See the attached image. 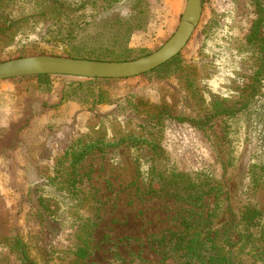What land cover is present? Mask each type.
Masks as SVG:
<instances>
[{
  "label": "rangeland",
  "instance_id": "obj_1",
  "mask_svg": "<svg viewBox=\"0 0 264 264\" xmlns=\"http://www.w3.org/2000/svg\"><path fill=\"white\" fill-rule=\"evenodd\" d=\"M37 1L2 0L0 62L85 56L87 33L71 50L43 39L45 22L26 19ZM175 1L145 0L148 19L127 47L158 50L184 10L186 0ZM255 17L249 0H204L200 22L179 53L184 69L173 84L148 86L142 75L97 80L111 94L110 102L97 106L84 100L59 104L66 84L88 79L50 76L48 92L33 78L7 80L18 100L9 121L2 116L0 123V264L20 263L16 236L25 238L37 264H73L69 242L80 225L92 222L97 225L90 230L86 264H177L151 243L175 239L199 223L212 237L229 229L231 241L251 231L264 247V59L246 43ZM173 85L183 89L185 107L172 96ZM212 97L247 106L202 126L172 118L200 116ZM139 99L150 107L139 105L130 122L126 115ZM160 103L167 106L160 124H146L143 109L156 114L154 104ZM118 106L125 115L116 112ZM141 124L156 148L121 141L128 131L140 133L135 125ZM84 136L118 143L90 151L76 165L72 187L55 167L70 143ZM249 212L257 213L258 232L250 227L253 221L243 220Z\"/></svg>",
  "mask_w": 264,
  "mask_h": 264
},
{
  "label": "trees",
  "instance_id": "obj_2",
  "mask_svg": "<svg viewBox=\"0 0 264 264\" xmlns=\"http://www.w3.org/2000/svg\"><path fill=\"white\" fill-rule=\"evenodd\" d=\"M144 1L39 0L35 3V13L26 17V19L41 18L45 22L43 39L48 44L60 45L64 49L70 48L71 50L76 41H81L83 33H87L90 43L88 47L85 46L86 48L82 50L85 56L80 57V59L104 62L133 61L152 53L145 49H130L127 47L134 32L142 30L144 23L148 19ZM249 1L251 6L253 4L254 10H256V17L251 24L246 43L264 59V35L261 33L264 27V5L261 0ZM1 3L2 0H0V9ZM91 28H95L94 34H88L87 31ZM68 56L70 58H79L70 54ZM184 66L185 63L182 56L177 55L141 77L146 80L148 86L173 84L184 69ZM28 78L36 79L38 85L44 88H48L51 83L50 76ZM106 81L113 82L115 80ZM97 84V80L69 82L60 93L59 104L66 101L81 102L84 100V102H90L92 106H97L110 102V88L108 86L99 87ZM48 91H50L49 88L45 92ZM183 92L181 87L172 86V96L181 101V105L185 107L186 101H184ZM138 102L136 106L131 104L132 109L126 115L130 122L138 114L139 105L140 107H150L143 103L141 99ZM154 105L156 114L150 113L147 109L142 111L146 117L144 120L146 124H160L161 113L167 107L163 103ZM246 106V103L238 106L237 102L226 97H212L209 109L204 113H200V116L189 118L178 114L172 118L178 121L191 120L196 125L202 126L217 116H234ZM116 112L119 115L126 114L123 106H118ZM135 126L140 128V133L136 134L133 131H128L123 135L121 141L143 143L156 148L154 139L146 137L148 134L147 128L143 124ZM117 143L118 141L113 140V138L112 140L95 139L90 136L73 140L58 159L55 167L56 174L68 180L73 187L76 183L73 177L76 165L94 148L115 146ZM40 208L42 209V205ZM255 216H257V213L249 212L248 215H244L243 220L246 225L253 221L250 227L256 228L258 232L260 230V221L254 220ZM96 225L97 223L95 222H92L91 225L85 223L75 230L74 237L70 240L67 247V254L73 264H86L85 260L91 252L90 230L95 228ZM230 234V230L226 229L220 237H216L215 233L214 237H212L211 230L208 227L206 229L199 223L193 230L183 231L175 239L162 237L151 244L156 246L158 252L164 258H172L177 264H264V247L256 243L251 231H245L236 241L230 240ZM13 248L19 257V264H37L31 257L29 246L24 237L16 236L13 239Z\"/></svg>",
  "mask_w": 264,
  "mask_h": 264
},
{
  "label": "water",
  "instance_id": "obj_3",
  "mask_svg": "<svg viewBox=\"0 0 264 264\" xmlns=\"http://www.w3.org/2000/svg\"><path fill=\"white\" fill-rule=\"evenodd\" d=\"M204 0H186L176 30L151 54L125 62H104L62 56H30L0 62V81L65 76L88 80H122L141 76L170 61L186 46L197 28Z\"/></svg>",
  "mask_w": 264,
  "mask_h": 264
},
{
  "label": "crops",
  "instance_id": "obj_4",
  "mask_svg": "<svg viewBox=\"0 0 264 264\" xmlns=\"http://www.w3.org/2000/svg\"><path fill=\"white\" fill-rule=\"evenodd\" d=\"M175 2L181 3V0ZM15 85L8 82L7 80L0 81V123L2 116H6V120L9 121L10 110L16 104L17 92Z\"/></svg>",
  "mask_w": 264,
  "mask_h": 264
}]
</instances>
